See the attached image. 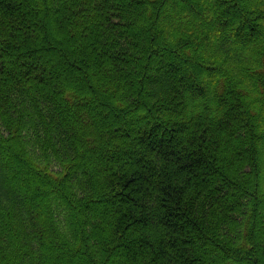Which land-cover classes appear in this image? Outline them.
Listing matches in <instances>:
<instances>
[{
    "label": "trees",
    "instance_id": "16d2710c",
    "mask_svg": "<svg viewBox=\"0 0 264 264\" xmlns=\"http://www.w3.org/2000/svg\"><path fill=\"white\" fill-rule=\"evenodd\" d=\"M81 263L264 264V0H0V264Z\"/></svg>",
    "mask_w": 264,
    "mask_h": 264
},
{
    "label": "rangeland",
    "instance_id": "374dc122",
    "mask_svg": "<svg viewBox=\"0 0 264 264\" xmlns=\"http://www.w3.org/2000/svg\"><path fill=\"white\" fill-rule=\"evenodd\" d=\"M63 192H64V189L61 188V187H58V188H56V190H54V193L52 194V198H51L52 200L50 199V200H48L46 202V211L47 212H51V211H54L55 210V208H54V206H55L54 202H61L62 200H64L63 199ZM92 246H93L94 249L97 247L96 244L95 245L92 244ZM218 254H219L218 250L217 251H214L211 254V258L212 259L215 258V256H217ZM79 259H80V257H79Z\"/></svg>",
    "mask_w": 264,
    "mask_h": 264
},
{
    "label": "bare ground",
    "instance_id": "6f19581e",
    "mask_svg": "<svg viewBox=\"0 0 264 264\" xmlns=\"http://www.w3.org/2000/svg\"><path fill=\"white\" fill-rule=\"evenodd\" d=\"M48 123V122H47Z\"/></svg>",
    "mask_w": 264,
    "mask_h": 264
}]
</instances>
